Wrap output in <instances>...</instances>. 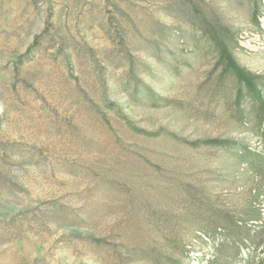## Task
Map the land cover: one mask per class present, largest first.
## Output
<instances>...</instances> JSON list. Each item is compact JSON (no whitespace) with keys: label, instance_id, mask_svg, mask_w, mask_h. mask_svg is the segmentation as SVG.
<instances>
[{"label":"rangeland","instance_id":"obj_1","mask_svg":"<svg viewBox=\"0 0 264 264\" xmlns=\"http://www.w3.org/2000/svg\"><path fill=\"white\" fill-rule=\"evenodd\" d=\"M195 3L0 0V264H264V0Z\"/></svg>","mask_w":264,"mask_h":264},{"label":"trees","instance_id":"obj_2","mask_svg":"<svg viewBox=\"0 0 264 264\" xmlns=\"http://www.w3.org/2000/svg\"><path fill=\"white\" fill-rule=\"evenodd\" d=\"M187 3L190 7V10L195 11V0H187ZM205 27L208 29H204V32L210 31V34H208L210 37V41L214 44L220 56L224 60V69L216 85L215 94L224 96V94L226 93L228 95L230 94V91L233 87L229 84L231 76H242L240 78L245 79L246 81H251L253 77L247 75L246 73L239 72V70L235 66L233 58L228 53L227 46L225 45L223 39L220 38V34H218L213 25H205ZM233 110L236 115L240 113V109L238 108ZM256 116L258 118V123L261 124L262 122H264V107H258ZM240 158L246 161L248 160V158H251L248 162V166L253 168L254 170L258 169V162L263 161V157L251 154L247 150H244L240 153ZM202 208L204 207H200V210L198 211V214L200 216H202ZM205 210L209 211V213L207 214L209 219L205 222H197V225H195L196 230H199L202 238L210 241L212 244H214L216 240H220L219 250L231 245L235 252L234 256L237 255L239 247L245 246V238H250V230L248 229L249 223H254L257 219H260V214L257 213L254 206H250L243 213V217L246 218L244 220L242 218L235 219L230 215L222 216L219 211L210 210L207 206ZM231 259H234V257L230 258V260Z\"/></svg>","mask_w":264,"mask_h":264}]
</instances>
